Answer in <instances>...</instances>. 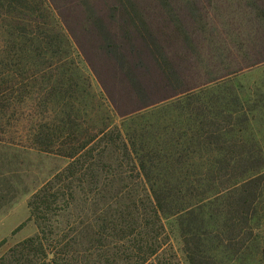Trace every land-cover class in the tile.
<instances>
[{
    "label": "trees",
    "instance_id": "obj_1",
    "mask_svg": "<svg viewBox=\"0 0 264 264\" xmlns=\"http://www.w3.org/2000/svg\"><path fill=\"white\" fill-rule=\"evenodd\" d=\"M63 1H70L65 10L73 13L94 8L87 17L93 28L83 30V38L102 44L97 57L104 70L88 57L76 27L67 17L63 21L112 105L93 89L86 69L71 60L75 48L52 8L58 0H0L13 28L7 60L18 54L23 60L27 48L40 44L41 51H28L55 61L57 81L74 97L56 128L62 125L74 138L64 146L72 161L29 204L45 238L19 244L0 264H181L167 220L179 229L188 264H264V176L250 175L255 171L250 164L263 157L249 140L253 110L248 107L254 102L238 92L234 79L227 80L239 73L215 64L207 73L210 80L196 82L204 55L191 33L177 31L170 0ZM256 20L264 24L263 10ZM215 33L205 42L207 56L231 61L230 46L242 39L241 32ZM177 40L188 45L185 57L198 61L188 84L179 68L186 70L189 63L172 62ZM241 53L236 57L249 58ZM256 55L264 56V48ZM117 72L127 80L144 75L157 82L145 99L174 95L125 114L117 125L112 107L123 113L136 103L133 97L117 102L103 82L102 75ZM54 137L41 134L49 143ZM54 210L67 220L45 224L43 214ZM59 235L50 258L46 242Z\"/></svg>",
    "mask_w": 264,
    "mask_h": 264
},
{
    "label": "rangeland",
    "instance_id": "obj_2",
    "mask_svg": "<svg viewBox=\"0 0 264 264\" xmlns=\"http://www.w3.org/2000/svg\"><path fill=\"white\" fill-rule=\"evenodd\" d=\"M67 2L70 1L58 0L59 5L57 7L52 5V8L75 48L76 54L71 60L86 69L93 89L101 91L107 99L109 97L99 79L63 21V18L67 17L68 22L75 26L78 32H82L77 35L80 38L86 37L83 30L90 26L87 17L93 16L91 11L94 8L80 9L73 13V10H65L68 7ZM170 2L177 11V31L183 28L189 34L191 33L195 46L199 45L201 54L204 55L201 59L202 66L199 67V74L195 75L196 82L204 83L210 80L207 73L216 69L215 64L226 63L225 72L235 70L239 73L238 76H231L227 80L234 79L233 83L238 87V92L244 98L252 99L254 102L248 107L253 110L250 112L252 121L249 140L256 145L259 152L261 151L264 159V56L256 55V50L259 53L264 48V24L256 20V16H260L261 11H264V0H200L201 3L196 4L194 0H170ZM102 6L104 8V5ZM8 9L7 6L0 5V259L7 256L10 250L31 238L38 235L45 238L39 229V221L31 216L29 204L34 201L35 195L45 189L50 181L61 175L62 171L68 167L72 160L65 156L64 146L65 143L74 139L71 138L67 129L62 128V125L61 130H56L60 122L65 120L64 113L67 112L74 97L70 89L57 81L56 75L59 73L55 61L49 62V60L42 59V54L38 56L34 50L31 53L28 51L31 48L41 51L40 44L30 49L27 48V58L23 60H19L20 54L14 55L10 61L7 60L13 47L12 43L10 48L8 46L10 35L13 32ZM159 20L163 23V19ZM161 31H164L163 27ZM215 31L219 33L221 31L241 32V41L234 42L230 46L233 50L232 55H234L231 61H224L221 58L212 60V56H207L208 47L206 48L205 42L212 35H216ZM165 34L169 36L168 32ZM85 39V49L90 55L88 57H92L99 70H104L103 58L97 57L102 55L100 53L103 49L102 44L98 43L97 39ZM162 44L163 47L168 48L166 41H162ZM172 47L175 48L176 57H171L175 65L189 63L187 66L189 70L179 68L184 84H188L185 83L187 77L191 74L192 77L194 76L198 61L185 57L190 50L187 49L188 45L184 41L177 40L175 46ZM240 50L241 55L248 54L249 58H237ZM221 70L223 71V67ZM102 79L117 98V102H125V98L128 97H133L136 101V105L125 106L124 110L120 108L125 111L123 113H119L111 106L116 118L114 122L117 125L121 124V118L125 114L138 113L147 106H152L163 99L168 100L174 95L170 91L156 97L143 98L149 95V88L157 83L147 79L144 75L127 80L120 72H117L114 77L106 73L105 76L102 75ZM107 101L112 105L108 99ZM42 133H56V137L50 139L51 143H49L41 138ZM263 159H254L257 163L250 164L255 170L250 172L251 176L257 172H260L257 176H264ZM60 215L57 210L49 215L43 214V222L46 224L49 220L51 225L57 220L59 222L67 220L59 217ZM165 224L171 244L181 264H188L176 223L173 220H167ZM60 236L62 235L54 236L52 240L46 242V246L48 243L51 246V249L48 247L50 258L57 252L56 240ZM260 236L264 240V226L260 231Z\"/></svg>",
    "mask_w": 264,
    "mask_h": 264
},
{
    "label": "crops",
    "instance_id": "obj_3",
    "mask_svg": "<svg viewBox=\"0 0 264 264\" xmlns=\"http://www.w3.org/2000/svg\"><path fill=\"white\" fill-rule=\"evenodd\" d=\"M78 33H80V32H78ZM78 33H77V34H78ZM77 34H76V37L80 38ZM80 34H81V33H80ZM81 36H82V35H81ZM80 40L83 41V45H84L85 42H86V39L82 37V38H80ZM84 46H85V45H84Z\"/></svg>",
    "mask_w": 264,
    "mask_h": 264
}]
</instances>
